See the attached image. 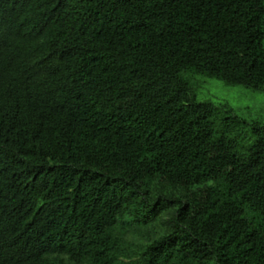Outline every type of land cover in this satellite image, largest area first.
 Instances as JSON below:
<instances>
[{"label": "trees", "instance_id": "16d2710c", "mask_svg": "<svg viewBox=\"0 0 264 264\" xmlns=\"http://www.w3.org/2000/svg\"><path fill=\"white\" fill-rule=\"evenodd\" d=\"M197 75L264 89V0H0V264H264V124Z\"/></svg>", "mask_w": 264, "mask_h": 264}, {"label": "rangeland", "instance_id": "374dc122", "mask_svg": "<svg viewBox=\"0 0 264 264\" xmlns=\"http://www.w3.org/2000/svg\"><path fill=\"white\" fill-rule=\"evenodd\" d=\"M197 100L226 105L246 123L264 124V89L255 90L242 85H227L223 81L206 76H195Z\"/></svg>", "mask_w": 264, "mask_h": 264}]
</instances>
